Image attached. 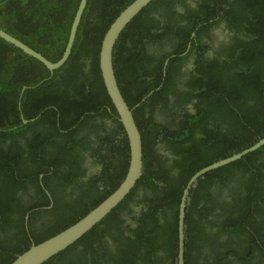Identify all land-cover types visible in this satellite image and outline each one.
I'll return each mask as SVG.
<instances>
[{
	"label": "trees",
	"instance_id": "trees-1",
	"mask_svg": "<svg viewBox=\"0 0 264 264\" xmlns=\"http://www.w3.org/2000/svg\"><path fill=\"white\" fill-rule=\"evenodd\" d=\"M133 1L89 0L73 53L52 76L0 39V264L30 247L23 216L40 205L25 196L32 185L44 195L38 177L50 166L54 178L46 176L44 184L51 189L56 179L63 193L55 197L51 189L54 207L41 229L32 219L45 210L31 214L35 243L79 221L125 178L129 143L106 94L99 55L111 24ZM185 1L153 0L121 35L115 66L121 93L130 107L137 106L159 87L171 55L160 56L153 70L145 45L171 41L177 28L176 47L183 51L193 42L188 55L198 49L195 77L188 83L194 93L183 103L197 101V112L182 109L179 130L171 132L144 116L167 96L166 86L139 105L134 116L142 134L143 176L104 220L45 264H177L179 206L187 182L264 136V0H202L199 9ZM79 2L0 0V28L56 62ZM176 4H185L186 11L176 15L170 9ZM217 15L243 36L232 40L223 58H209L202 42ZM179 59L166 69L168 82ZM24 87L29 89L23 92ZM154 127L164 133L150 132ZM84 133L92 141L82 139ZM88 154L91 171L102 170L83 182ZM187 211L186 264H264V147L204 176Z\"/></svg>",
	"mask_w": 264,
	"mask_h": 264
},
{
	"label": "water",
	"instance_id": "water-1",
	"mask_svg": "<svg viewBox=\"0 0 264 264\" xmlns=\"http://www.w3.org/2000/svg\"><path fill=\"white\" fill-rule=\"evenodd\" d=\"M88 2L89 0H80L71 24L66 48L61 58L56 62L49 60L42 53L38 52L23 42L21 39L11 35L2 28H0V39L44 65L52 76L55 71L60 70L65 66L73 53L79 28ZM152 2L153 0H134L130 5H128L113 21L110 28L106 32L99 55V67L103 83L107 91L106 94H108L110 97L111 102L118 113L120 123L124 128V132L126 133L129 143L130 159L125 178L116 190H114L104 201L92 209L87 215H84V217H82L79 221L41 243L32 242L30 247L25 252L17 255L15 260L10 264H45L50 259L67 250L80 239H82L87 233H89L122 201H124V199L132 192L143 176L144 148L142 134L134 116V112L139 105L130 107L123 93H121L122 89L118 81V75L115 66V50L121 35L126 30V28ZM46 80L48 79H45L42 82ZM28 89V87H24L23 92ZM145 99H143V101H145ZM28 122L29 121L23 119L24 124H27ZM262 147H264V136L248 148H245L225 159L218 160L209 166L202 168L187 182L179 206L177 264H186V215L188 212L187 209L191 190L197 188L200 180L207 174L240 161L247 155L258 151ZM43 177L44 175H41V179ZM28 216H26V218Z\"/></svg>",
	"mask_w": 264,
	"mask_h": 264
},
{
	"label": "flooded vegetation",
	"instance_id": "flooded-vegetation-1",
	"mask_svg": "<svg viewBox=\"0 0 264 264\" xmlns=\"http://www.w3.org/2000/svg\"><path fill=\"white\" fill-rule=\"evenodd\" d=\"M202 0H186L185 4L190 5L192 8L199 9V5L201 4ZM89 4V2H88ZM185 4H176L174 7H170L171 11L175 12L176 15L181 14L182 12L186 11ZM88 6V5H87ZM164 14L167 13V9L163 11ZM157 17V15H155ZM211 23L213 22V26L209 28V31L207 33V37L204 38L203 45H206L209 47V50L207 51L206 56L209 58H215V57H222L224 54V49L228 47L232 40L237 36H243L242 33H239L238 30L236 31L235 28H230L231 23L221 19L219 15L214 16L212 19H210ZM177 22V18L174 17V23ZM202 26L198 28L201 29ZM4 29V28H2ZM172 34L171 41L164 42L163 44H156V43H150L146 44V50L148 55L150 56V59L153 60V70L155 69L157 63L155 61H161V59H158L160 56L165 54H171L165 61H164V72L162 73V76L160 77V84L159 87L151 91V95H154L156 91H160L164 86L167 88V96H165L162 99L157 100L156 104L151 105L145 112L144 116L146 118H151V120H154L159 126L168 129L171 132H175L179 130V123L181 119L184 116V113L187 111L188 113L195 114L197 112L196 104L197 101H192L191 103L183 104L186 100L189 93H194L192 88L188 85V83L192 80V76L195 75V70L197 69V57H198V49L196 48L192 54L188 55V52L190 51V48L192 46V43L188 44L187 48H185L183 51L179 50L176 47V44H180V38L176 33ZM5 30V29H4ZM12 35V34H11ZM14 36V35H13ZM12 46V45H11ZM188 55V56H187ZM180 58L175 65V68L173 69L172 66L170 67L172 70L170 80L168 82L167 79V72L166 69L169 66L170 62L172 60H176ZM182 58V59H181ZM140 60H143L141 56H139ZM158 59V60H157ZM205 60V59H204ZM199 61V59H198ZM205 62H207L205 60ZM175 63V61H174ZM158 75H155V72L153 73V78L156 80V77ZM195 76H193L194 78ZM147 95V96H148ZM183 104V105H182ZM21 109V106H20ZM182 109H186V111H183ZM110 110V109H109ZM111 112V111H110ZM24 119V117H22ZM33 122H35V118L32 119ZM110 129H113L114 125L111 121L103 120ZM99 123H102V120H99ZM223 128V127H222ZM110 131V130H109ZM150 132L152 133H164V130L161 128H151ZM28 136H31L29 134ZM87 134H83L82 139H86ZM94 139V136H92ZM89 141H92L91 138L87 137ZM121 137L118 136V140H120ZM90 153V152H89ZM88 154L85 157L84 160V168H87L85 177L82 178L83 182H87L90 177L93 175H100L101 170L93 173L91 171V164L90 162H87L88 160ZM100 166V164H98ZM97 166V167H98ZM209 166V165H208ZM207 167V166H206ZM41 175H44V177L41 179ZM39 175V185L44 191V195L39 193L38 187L35 185L30 186L28 194L25 196V199L28 202H32L35 205H40L38 208L30 210L25 212L26 215L23 216L25 221V229L27 231V234L30 237L29 242L32 244V242H35L32 238L29 230V222H31L30 213H34L36 211H44V213H41L39 216L33 217V223L41 229L43 225H47L49 223V219L51 217H48V211H50L54 207V200L55 197L58 196V194H62V189L58 186V182L56 179H53L51 189L55 192V197L52 195L51 189L44 184L45 177L54 178L53 176V167L50 166V172L45 174ZM204 178V177H203ZM186 187V186H185ZM185 189V188H184ZM196 189V188H195ZM195 189H192L191 192ZM184 191V190H183ZM190 192V196H191ZM58 193V194H57ZM183 194V193H182ZM28 207V206H27ZM29 215V216H28ZM26 216H28L26 218Z\"/></svg>",
	"mask_w": 264,
	"mask_h": 264
},
{
	"label": "clouds",
	"instance_id": "clouds-1",
	"mask_svg": "<svg viewBox=\"0 0 264 264\" xmlns=\"http://www.w3.org/2000/svg\"><path fill=\"white\" fill-rule=\"evenodd\" d=\"M41 83H42V82H41ZM149 96H150V95L146 96V97H145L146 99L144 98L145 101L147 100V98H148ZM142 101H143V100H142ZM142 101H141L140 104H138V105H141V104H143V103L145 102V101H143V102H142ZM138 105H137V106H138Z\"/></svg>",
	"mask_w": 264,
	"mask_h": 264
}]
</instances>
